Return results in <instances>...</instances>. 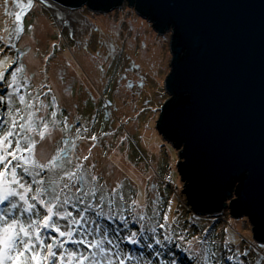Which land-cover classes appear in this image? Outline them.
Segmentation results:
<instances>
[{
    "label": "rangeland",
    "instance_id": "374dc122",
    "mask_svg": "<svg viewBox=\"0 0 264 264\" xmlns=\"http://www.w3.org/2000/svg\"><path fill=\"white\" fill-rule=\"evenodd\" d=\"M18 13L21 21L16 20ZM17 23L22 24L23 32L11 39L13 47L0 44V60L6 58L0 71L12 64L5 73L10 82L11 70L22 65L32 78L7 103H0V124L10 119L9 106L17 119L15 109H23L21 115L32 112L48 123L51 132L50 139L43 141L33 134L39 141L38 160L43 162L64 148L72 160L68 167L78 162L85 168L94 165L93 174L101 177L109 191L124 184L123 191L131 198L129 204L131 200L137 203L123 216L145 227L138 245H122L133 256L127 264H200L206 245L198 244L197 238L217 241L223 264H231L227 260L231 253L223 247L228 237L233 240L231 249L247 251L241 256L245 264H256L257 257L264 256V243L253 241L246 217L232 219L226 209L216 216L195 215L185 205L176 169L177 151L155 128L159 109L169 97L164 81L170 72V31L157 35L151 23L126 3L107 13H91L84 6L63 10L48 0H35L31 8L27 0H7V4L0 0V37L7 38ZM8 42L5 39L4 43ZM13 91L7 83H0V96H10ZM19 95L31 97L33 107L25 108ZM53 111L56 117L51 116ZM75 128L81 131L76 133ZM76 135L82 138L71 148L69 142ZM92 135L98 139L91 140ZM130 164L135 168L130 169ZM153 208L159 215L149 219ZM140 214L145 215L142 221ZM113 216L115 226H105L121 235L130 234L132 228L129 222H121L118 209ZM153 227L154 232L150 230ZM165 236L170 239L165 240ZM146 242L152 244L150 249Z\"/></svg>",
    "mask_w": 264,
    "mask_h": 264
},
{
    "label": "water",
    "instance_id": "95a60500",
    "mask_svg": "<svg viewBox=\"0 0 264 264\" xmlns=\"http://www.w3.org/2000/svg\"><path fill=\"white\" fill-rule=\"evenodd\" d=\"M48 1L91 13L126 3L157 35L170 31L169 97L155 128L177 151L185 205L246 217L263 244L264 0Z\"/></svg>",
    "mask_w": 264,
    "mask_h": 264
},
{
    "label": "snow or ice",
    "instance_id": "6c2138e0",
    "mask_svg": "<svg viewBox=\"0 0 264 264\" xmlns=\"http://www.w3.org/2000/svg\"><path fill=\"white\" fill-rule=\"evenodd\" d=\"M34 3L35 0H27V7L31 8ZM16 20L21 21L19 13ZM22 32V24L17 23L7 38L0 37V44L13 47L11 39L19 37ZM5 39L9 42L4 43ZM5 62L6 58L0 60V65ZM11 68L12 64H8L0 71V83H7L14 91L10 96H0V103H7L11 96L19 93L21 86L27 87V81L32 78L20 65L11 70L9 82L5 73ZM18 99L25 108L33 107L31 97L26 99L19 95ZM52 100L54 102L55 97ZM15 112L18 119L12 115L9 106L10 119L0 124V264H127L131 261L133 256L122 245H138L139 238L145 234L143 225L139 232L121 235L102 223L103 220H111L114 209H118L121 222L128 224L123 212L134 210L137 202L131 200L129 204L131 198L123 191L124 184L120 183L109 191V187L100 182L101 177L93 174L94 165L85 168L82 162H78L68 167L72 160L66 156L64 148H58L41 162L37 159L39 141L33 138V134L38 135L41 141L50 139L48 123L43 122L42 117H34L32 112L27 115L20 114L23 109H15ZM56 115V111L51 113L52 117ZM52 123L56 121L53 119ZM80 131V128H75L76 133ZM80 138L79 135L74 136L69 142L70 147L75 148L74 141ZM90 139L96 141L98 138L92 135ZM87 159L85 156L84 160ZM158 215L159 212L153 208L149 219ZM138 219L144 220L145 215H138ZM164 220L167 221L166 215ZM157 226L165 227L164 224ZM150 230L154 232L155 227ZM164 239L170 237L165 236ZM156 243L162 244V241L156 239ZM197 243L206 245L200 264H223L221 245L217 241L197 238ZM232 243L230 237L224 240L223 247L231 253L227 260L231 264H245L241 256H246L247 251L240 253L231 249ZM146 247L150 249L152 244L146 242ZM256 264H264V256H258Z\"/></svg>",
    "mask_w": 264,
    "mask_h": 264
},
{
    "label": "trees",
    "instance_id": "16d2710c",
    "mask_svg": "<svg viewBox=\"0 0 264 264\" xmlns=\"http://www.w3.org/2000/svg\"><path fill=\"white\" fill-rule=\"evenodd\" d=\"M129 218H131V213L129 214ZM117 219L114 218V216H112V219L111 220H103L102 223L105 225L107 223H112L113 227L115 226V223H116ZM61 223H64L63 221H61ZM144 223V222H143ZM129 225L131 226L132 228V231H140L141 230V224H137L135 221H131L129 219ZM143 229H145V227L143 226ZM49 235H55L54 233H49ZM130 246V244H127ZM125 246H126V243H125ZM134 250V249H132ZM175 250V249H174ZM182 256L181 259H184V261L186 260V258L180 254ZM187 261V260H186ZM132 263V262H131Z\"/></svg>",
    "mask_w": 264,
    "mask_h": 264
},
{
    "label": "bare ground",
    "instance_id": "6f19581e",
    "mask_svg": "<svg viewBox=\"0 0 264 264\" xmlns=\"http://www.w3.org/2000/svg\"><path fill=\"white\" fill-rule=\"evenodd\" d=\"M81 128V127H80ZM131 165V164H130ZM135 167L133 165H131V168L130 169H134Z\"/></svg>",
    "mask_w": 264,
    "mask_h": 264
},
{
    "label": "built area",
    "instance_id": "2783aa9c",
    "mask_svg": "<svg viewBox=\"0 0 264 264\" xmlns=\"http://www.w3.org/2000/svg\"><path fill=\"white\" fill-rule=\"evenodd\" d=\"M166 178H167V179H170V176H167Z\"/></svg>",
    "mask_w": 264,
    "mask_h": 264
}]
</instances>
